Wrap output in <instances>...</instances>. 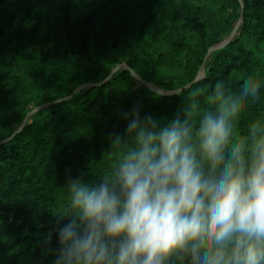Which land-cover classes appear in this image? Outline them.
I'll list each match as a JSON object with an SVG mask.
<instances>
[{"label": "trees", "instance_id": "trees-1", "mask_svg": "<svg viewBox=\"0 0 264 264\" xmlns=\"http://www.w3.org/2000/svg\"><path fill=\"white\" fill-rule=\"evenodd\" d=\"M242 3L236 36L205 63L237 28L238 0H0V264H52L43 238L66 211L68 175L109 172L108 138L125 132L123 112L136 105L166 122L193 99L209 107L220 80L233 90L250 72L264 80V0ZM204 63L205 76L173 96L127 69L74 95L123 64L174 92ZM262 116L264 95L245 107L238 131Z\"/></svg>", "mask_w": 264, "mask_h": 264}, {"label": "clouds", "instance_id": "clouds-1", "mask_svg": "<svg viewBox=\"0 0 264 264\" xmlns=\"http://www.w3.org/2000/svg\"><path fill=\"white\" fill-rule=\"evenodd\" d=\"M262 89L250 72L166 122L136 105L123 112L109 172L68 175L66 211L43 238L52 264H264V116L238 131Z\"/></svg>", "mask_w": 264, "mask_h": 264}, {"label": "water", "instance_id": "water-1", "mask_svg": "<svg viewBox=\"0 0 264 264\" xmlns=\"http://www.w3.org/2000/svg\"><path fill=\"white\" fill-rule=\"evenodd\" d=\"M238 1L241 3L243 11H242V16H241V19H240V22H239L237 28L234 30V32L232 33V35L230 36V38H229L228 40H226L224 43H222V44H220L219 46H216V47H214V48H212V49L210 50V52H209V54H208V56H207V58H206V60H205V63H206V61H207V59H208V57L210 56L211 53H213L214 51H217V50H219L220 48L224 47L229 41H231V40L236 36V34H237V30H238L240 24H241L242 21H243V13H244V4L242 3V0H238ZM205 63L203 64V66H202V68H201V71H200V75H199V77L195 80V82H193L192 84H189L188 86H186V87H184V88H182V89H180V90H178V91H174V92H165V91H162V90H159V89L155 88L153 85L149 84L148 82L143 81V80H142V79H141L136 73L132 72V70H131L130 68H128V66H127L126 64H123V65H121V66H118V67H117V68L111 73V75L106 79V81L103 82L102 84H100V85H89V86H83V87L79 88L78 90H76V92L74 93V95L77 94V93H79L81 90L86 89V88H88V87H90V88H94V87L102 86V85H104L106 82H108V81H109V80H110V79H111V78H112V77H113L118 71H120L121 69H127L129 72H131V74H132L136 79H138V80H139L140 82H142L144 85L148 86V87H149L150 89H152V91H154L155 93H158V94H161V95H166V96H173V95H177V94L183 92L184 90H188V89H190L195 83H197L198 81H200V80L202 79V76H203V77L205 76ZM69 98H70V97L65 98V99L61 100L60 102H64V101L68 100ZM48 106H50V105H46V106L39 107V108H37L36 110H34L33 112H31L30 114H28V116L26 117V119H25V121H24V124H23V126H22L21 129H23V128L25 127L26 123L28 122V120H29L31 117H33V116H34L35 114H37L40 110H42V109H44V108H46V107H48ZM11 139H12V138H11ZM11 139L7 140L6 142H9ZM6 142H4V143H6ZM0 145H1V144H0Z\"/></svg>", "mask_w": 264, "mask_h": 264}]
</instances>
